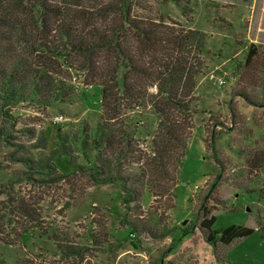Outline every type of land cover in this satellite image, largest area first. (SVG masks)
<instances>
[{
	"label": "trees",
	"instance_id": "obj_1",
	"mask_svg": "<svg viewBox=\"0 0 264 264\" xmlns=\"http://www.w3.org/2000/svg\"><path fill=\"white\" fill-rule=\"evenodd\" d=\"M141 1L0 0V142L12 137L10 130L23 132L27 142L14 144L7 157L44 175L43 183L63 182L70 190L78 177L85 186L117 183L127 216L123 223L132 231L161 237L157 230L170 214L176 170L196 113L193 92L204 67V33L142 12ZM167 1L184 7L179 0ZM233 73L239 78L235 93L264 107V45L250 42ZM77 82L100 90L94 125L83 122L71 133L58 128L52 149L43 132L18 126L14 106L70 104L78 97ZM206 132L204 127L205 149ZM140 134L146 137L140 139ZM236 151L243 161L230 179H223L224 162L214 155L219 171L207 197L225 179L233 188L252 191L257 171L264 169V137ZM61 155L72 163L70 173L56 170L53 160ZM3 157L0 148V170ZM144 189L152 200L146 209L140 204ZM1 195L0 242L9 244L5 231L24 236L29 231L25 223L39 215L25 196L13 192V184L0 182ZM213 200L218 202L215 196ZM154 216V223L145 224ZM197 216V228L220 262L225 246L253 232L240 225L212 229L214 215L202 203ZM0 264L36 263L26 257L10 263L0 254Z\"/></svg>",
	"mask_w": 264,
	"mask_h": 264
},
{
	"label": "rangeland",
	"instance_id": "obj_2",
	"mask_svg": "<svg viewBox=\"0 0 264 264\" xmlns=\"http://www.w3.org/2000/svg\"><path fill=\"white\" fill-rule=\"evenodd\" d=\"M179 2L184 7L167 0L141 1L145 7L142 12L171 18L204 33V67L193 92V127L176 170L170 214L157 230V234L164 235L149 237L123 223L127 216L117 183L85 186V179L78 177L70 190L63 182H41L44 175L10 160L7 154L15 149L14 144L27 142V136L15 128L10 130L12 137L8 141L0 142L4 155L0 182L13 184V192L25 196L39 218L25 223L29 231L24 236L5 231L6 240L11 243L0 242V254L7 262L26 257L36 264H264V169L257 171L258 181L251 185V192L233 188L225 179L207 197L219 171L214 155L224 162L223 179H230L243 161L237 147L253 145L264 137V107L252 105L235 93L239 78L233 72L250 43L245 37L248 13L243 6L250 0ZM77 90L78 97L70 104L59 103L46 109L17 104L12 110L20 116L18 126L26 124L43 132L48 149H52L58 128L71 133L83 122L94 125L100 109V90L78 82ZM59 115L63 118L56 120ZM245 133L249 136L242 139ZM78 161L85 163L81 157ZM53 162L59 173L73 170L64 155L55 157ZM151 201L144 189L141 207L146 209ZM201 203L214 215L212 229L221 230L229 225L253 229L249 236L223 248L221 262L197 228ZM155 220L154 216L144 222L151 225Z\"/></svg>",
	"mask_w": 264,
	"mask_h": 264
},
{
	"label": "crops",
	"instance_id": "obj_3",
	"mask_svg": "<svg viewBox=\"0 0 264 264\" xmlns=\"http://www.w3.org/2000/svg\"><path fill=\"white\" fill-rule=\"evenodd\" d=\"M245 4L248 13L245 37L248 42L264 44V0H250Z\"/></svg>",
	"mask_w": 264,
	"mask_h": 264
},
{
	"label": "built area",
	"instance_id": "obj_4",
	"mask_svg": "<svg viewBox=\"0 0 264 264\" xmlns=\"http://www.w3.org/2000/svg\"><path fill=\"white\" fill-rule=\"evenodd\" d=\"M220 83H223V81H220ZM62 118H63L62 115H59V116H56V117H55L56 120H61Z\"/></svg>",
	"mask_w": 264,
	"mask_h": 264
}]
</instances>
